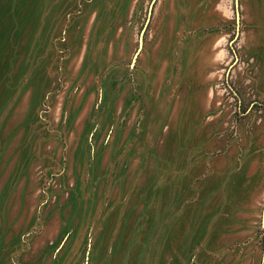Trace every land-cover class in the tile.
<instances>
[{"label":"rangeland","instance_id":"374dc122","mask_svg":"<svg viewBox=\"0 0 264 264\" xmlns=\"http://www.w3.org/2000/svg\"><path fill=\"white\" fill-rule=\"evenodd\" d=\"M237 9L0 0V264H264V0Z\"/></svg>","mask_w":264,"mask_h":264},{"label":"water","instance_id":"95a60500","mask_svg":"<svg viewBox=\"0 0 264 264\" xmlns=\"http://www.w3.org/2000/svg\"><path fill=\"white\" fill-rule=\"evenodd\" d=\"M235 8H236V17L238 19V0H235ZM140 45H141V40H140ZM262 225L264 226V207L262 210Z\"/></svg>","mask_w":264,"mask_h":264}]
</instances>
